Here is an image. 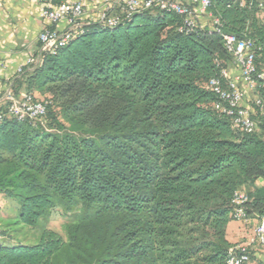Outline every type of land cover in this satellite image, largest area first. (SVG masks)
Segmentation results:
<instances>
[{
  "label": "trees",
  "instance_id": "16d2710c",
  "mask_svg": "<svg viewBox=\"0 0 264 264\" xmlns=\"http://www.w3.org/2000/svg\"><path fill=\"white\" fill-rule=\"evenodd\" d=\"M209 1L218 31L155 2L22 69L15 96L40 94L46 116L0 121V195L17 205L0 264L227 263L235 193L250 190L247 219L264 216V91L247 133L208 85L233 65L224 36L251 41L264 71V0ZM57 209L67 240L47 227ZM24 228L35 243L11 236Z\"/></svg>",
  "mask_w": 264,
  "mask_h": 264
},
{
  "label": "built area",
  "instance_id": "2783aa9c",
  "mask_svg": "<svg viewBox=\"0 0 264 264\" xmlns=\"http://www.w3.org/2000/svg\"><path fill=\"white\" fill-rule=\"evenodd\" d=\"M86 0H39L41 5V18L47 22L45 28L38 36V50L35 57H31L26 66L41 64L45 54H52L65 47L78 36L86 24L84 22V7ZM100 2L102 8L93 21L100 25L114 29L128 20L132 15L149 10L154 3L161 10H168L186 17L188 26L196 25L194 14L211 17L208 14L209 0H193L191 8L176 0H94ZM116 10H120L117 13ZM219 20L214 18L211 27L218 31ZM227 50L232 53L233 65L238 69V74L232 77L229 70L222 71L223 83L220 79H212L209 89L219 98L215 109L231 119L232 126L243 132L251 133L256 130L257 122L253 118L252 110L243 106L245 99L241 84H245L251 91H264V71H258L255 64V53L251 41L238 40L234 36H224ZM24 68V67H23ZM19 69L18 74L22 73ZM6 113H0V121L6 117L18 120L29 119L32 122H42L46 116V103L38 101L34 96L24 94L15 96L12 89L8 90L4 99ZM261 106L260 100L255 102ZM248 201V196L243 191L235 193L233 198V219L237 222H247L243 205ZM258 245L264 247V216H261L250 236L247 244L238 243L228 252L226 264H250V247Z\"/></svg>",
  "mask_w": 264,
  "mask_h": 264
},
{
  "label": "crops",
  "instance_id": "0c3cea01",
  "mask_svg": "<svg viewBox=\"0 0 264 264\" xmlns=\"http://www.w3.org/2000/svg\"><path fill=\"white\" fill-rule=\"evenodd\" d=\"M176 1L187 3L191 0ZM84 4V22H93V14H99L102 6L100 2L94 0H86ZM116 12L120 13V10H116ZM195 20L200 27L211 26V20L206 15L197 14ZM47 27V22L41 18L39 0H0V113L6 109L5 94L16 86L19 69L25 67L28 60L37 53L38 36ZM229 72L234 77L239 71L232 65ZM241 88L245 94L243 106L250 109L249 101L246 100L248 94H255L253 96L254 104L260 100V94L258 91L249 90L243 83ZM255 185L257 188H262L264 182L257 181ZM0 198H3L5 202L10 201L3 195H0ZM15 216L0 211L1 222L6 226ZM257 221L256 219H249L247 222L231 221L226 229V239L232 244H247ZM2 240L3 236L0 234V243ZM250 253V264H264V247L252 245Z\"/></svg>",
  "mask_w": 264,
  "mask_h": 264
},
{
  "label": "rangeland",
  "instance_id": "374dc122",
  "mask_svg": "<svg viewBox=\"0 0 264 264\" xmlns=\"http://www.w3.org/2000/svg\"><path fill=\"white\" fill-rule=\"evenodd\" d=\"M192 1L193 0L187 1V3H185V4L190 5L192 3ZM93 15L94 16L92 17V19L95 20L96 17L98 16V14L97 15L93 14ZM24 94H25V92H21L17 97H20ZM254 95H255L254 93H252V94L249 93L246 100H247V102L249 101L248 104L250 105V110H252V112L254 114L253 116L255 117V119L257 121V113H256L257 111H256V108L254 107V103H253V96ZM34 96L38 101L44 100V97L38 93H34ZM242 191L247 193L250 190L247 188H244ZM0 211L6 212L9 215L10 214L16 215L17 205L12 201L5 202V201H3V198H0ZM1 220L2 219H0V224L2 223ZM73 226H74L73 218L71 216L65 215L61 210H58V209L53 210L50 213L47 227L50 230L57 232L65 240H67L68 230L70 228H72ZM4 230H8V227L6 228V225L2 223L0 225V232H2ZM11 234H12L11 236H13V238L14 237L17 238L22 243H27V244L29 243L30 244V243H35L37 241L39 233H38V229L24 228L22 231H20L18 233L13 231Z\"/></svg>",
  "mask_w": 264,
  "mask_h": 264
}]
</instances>
